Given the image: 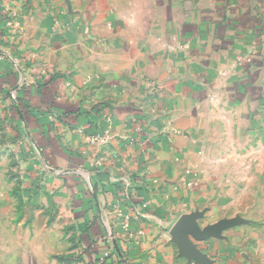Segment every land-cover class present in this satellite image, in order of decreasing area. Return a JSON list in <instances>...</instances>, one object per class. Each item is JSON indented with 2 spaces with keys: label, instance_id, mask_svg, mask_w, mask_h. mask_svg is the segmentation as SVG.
Listing matches in <instances>:
<instances>
[{
  "label": "crops",
  "instance_id": "1",
  "mask_svg": "<svg viewBox=\"0 0 264 264\" xmlns=\"http://www.w3.org/2000/svg\"><path fill=\"white\" fill-rule=\"evenodd\" d=\"M0 54L21 168L72 211L80 264H196L170 234L192 214L210 264H264L228 165L264 127V0H0ZM12 219L1 205L0 236ZM3 244L1 264H31Z\"/></svg>",
  "mask_w": 264,
  "mask_h": 264
},
{
  "label": "rangeland",
  "instance_id": "2",
  "mask_svg": "<svg viewBox=\"0 0 264 264\" xmlns=\"http://www.w3.org/2000/svg\"><path fill=\"white\" fill-rule=\"evenodd\" d=\"M5 27L14 33L18 26L6 24ZM1 103L3 102H0V206L13 218L4 223L5 228L8 230L15 224L19 232L12 238L0 236V247H3L4 242L16 241L19 263L25 260L31 264H80L85 252L79 232L72 221L73 213L69 209H61L59 205L44 202L39 189L27 183L28 179L23 173L21 160L15 149L20 134L18 128L14 127L10 110ZM252 134L250 146L246 141L239 143L244 152L228 164L231 168L234 164L241 169L240 174L232 173L231 177L236 180L242 178V183L250 186V189L236 190L234 195L241 204L233 208L236 210L230 209L237 212L242 220L253 224L251 226L264 239V127L257 128ZM249 151L252 152L248 155ZM186 171L192 172L186 169L184 176ZM217 207L219 208L218 204ZM29 233L31 237H26ZM25 241L28 245L27 252ZM8 259L9 255L0 252V264Z\"/></svg>",
  "mask_w": 264,
  "mask_h": 264
},
{
  "label": "water",
  "instance_id": "3",
  "mask_svg": "<svg viewBox=\"0 0 264 264\" xmlns=\"http://www.w3.org/2000/svg\"><path fill=\"white\" fill-rule=\"evenodd\" d=\"M198 215H183L173 225L170 234L179 254L196 264H210L208 259L197 249L193 241H201L209 236L196 224Z\"/></svg>",
  "mask_w": 264,
  "mask_h": 264
},
{
  "label": "built area",
  "instance_id": "4",
  "mask_svg": "<svg viewBox=\"0 0 264 264\" xmlns=\"http://www.w3.org/2000/svg\"><path fill=\"white\" fill-rule=\"evenodd\" d=\"M13 17H15V14L14 15H12ZM7 24V26H17V23L15 22V19H7L6 20V22H5V25ZM86 141L88 142V143H90V144H99V145H105V144H107V142H108V139H107V137L106 136H100V135H89V136H86ZM96 163H98V162H96ZM191 176V172L190 171H186V173H185V176ZM188 186H191L192 185V183L191 182H189V183H186ZM140 234H142L141 232H140ZM109 255V252H106L105 254H104V256L105 257H107Z\"/></svg>",
  "mask_w": 264,
  "mask_h": 264
},
{
  "label": "trees",
  "instance_id": "5",
  "mask_svg": "<svg viewBox=\"0 0 264 264\" xmlns=\"http://www.w3.org/2000/svg\"><path fill=\"white\" fill-rule=\"evenodd\" d=\"M114 250L116 249V247H114L113 248ZM113 253V255L115 256V257H117V258H119V264H122V263H124V262H126L125 260H123V259H121V256H119V250L116 252H112ZM97 261V260H96Z\"/></svg>",
  "mask_w": 264,
  "mask_h": 264
}]
</instances>
